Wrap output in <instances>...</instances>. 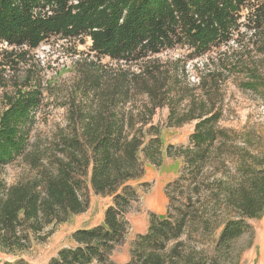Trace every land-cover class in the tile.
Returning a JSON list of instances; mask_svg holds the SVG:
<instances>
[{"label":"rangeland","instance_id":"obj_1","mask_svg":"<svg viewBox=\"0 0 264 264\" xmlns=\"http://www.w3.org/2000/svg\"><path fill=\"white\" fill-rule=\"evenodd\" d=\"M246 20L238 21L239 42L234 36L193 60L183 50L167 51L140 69L128 70L107 58L97 61L89 39L67 44L53 37L34 51L12 55L3 54L10 48L0 46V115L7 98L17 91L35 87L41 92L29 141L31 152L44 159L39 168L71 158L62 141L83 143L82 129L91 118L121 119L128 139L159 142L153 150L160 153L153 159L139 152L142 174L126 183L135 194L124 212L122 238L104 252L103 262L92 264H211L213 258L218 260L215 264L253 263L257 248L252 245L257 236L264 237V215L246 220L248 230L217 245L224 223L236 219L227 208L228 191L247 166L264 168V45H252L255 37ZM249 77L256 80L255 89L247 87ZM211 114H219L217 127L228 138L214 143L192 177L175 150L188 146L195 124ZM167 147L172 148L170 156ZM82 152H74L81 212L41 215L38 222L21 221L0 229V264H49L61 249L74 247L75 231L102 224L114 195L94 191L84 144ZM35 174L27 159L18 158L2 169L0 179L11 186ZM152 214L180 228L178 237L170 235L163 247L138 239L148 233ZM135 245L146 249L142 261Z\"/></svg>","mask_w":264,"mask_h":264},{"label":"trees","instance_id":"obj_2","mask_svg":"<svg viewBox=\"0 0 264 264\" xmlns=\"http://www.w3.org/2000/svg\"><path fill=\"white\" fill-rule=\"evenodd\" d=\"M242 17H246V27L254 33L252 45H264V0H0V46L10 48L3 54L12 55L24 54V49L34 51L53 37L67 44L89 39L90 52L97 61L107 58L119 67L140 69L167 51L183 50L186 58L193 60L227 44L234 36L239 42L242 37L238 21ZM182 63L181 73L186 60ZM249 80L247 87L255 89V79ZM40 103L38 88L17 91L7 98L0 115V172L18 158L27 159L36 171L32 178L11 186L0 179V229L13 228L21 221L38 222L41 215L81 212L75 162L78 155L74 152L82 154L84 144L89 152L91 185L98 194L114 195V205L105 210L102 224L75 231L74 247L61 249L49 264L103 262L104 252L126 230L124 212L135 194L126 183L142 174L139 152L153 159L160 153L153 150L159 142L157 138L146 143L142 138L128 139L121 119L91 118L82 129L83 143L76 139L62 141L61 146L71 158L66 162L48 160L49 165L39 168L44 159L37 155L39 152H31L29 141ZM219 119V114H211L199 120L188 146L175 150L183 156L192 177L206 162L214 143L228 138L217 127ZM165 151L167 156L172 154L170 147ZM241 172L237 185L227 194V208L236 219L224 223L217 240L219 246L248 230L246 220L264 215V168L247 166ZM179 233L180 228L152 214L148 233L138 239L142 244L163 247ZM135 250L141 252L138 260L142 261L140 257L146 249L137 245ZM215 263L217 258L211 260V264Z\"/></svg>","mask_w":264,"mask_h":264},{"label":"crops","instance_id":"obj_3","mask_svg":"<svg viewBox=\"0 0 264 264\" xmlns=\"http://www.w3.org/2000/svg\"><path fill=\"white\" fill-rule=\"evenodd\" d=\"M154 207H157V206H154ZM263 238L262 236H257V239L252 245L253 247L255 246L257 248L256 255L252 257L253 258L252 264H264V239ZM253 247H251L250 255H252L253 253Z\"/></svg>","mask_w":264,"mask_h":264},{"label":"bare ground","instance_id":"obj_4","mask_svg":"<svg viewBox=\"0 0 264 264\" xmlns=\"http://www.w3.org/2000/svg\"><path fill=\"white\" fill-rule=\"evenodd\" d=\"M156 205H157V203H156ZM159 206V205H158Z\"/></svg>","mask_w":264,"mask_h":264}]
</instances>
